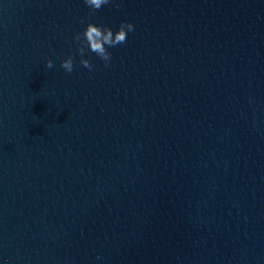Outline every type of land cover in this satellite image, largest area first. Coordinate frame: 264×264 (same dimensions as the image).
I'll list each match as a JSON object with an SVG mask.
<instances>
[{
  "label": "water",
  "instance_id": "1",
  "mask_svg": "<svg viewBox=\"0 0 264 264\" xmlns=\"http://www.w3.org/2000/svg\"><path fill=\"white\" fill-rule=\"evenodd\" d=\"M90 11L83 0H0V264H260L233 0ZM122 22L134 31L108 48V66L89 50L84 68L74 34Z\"/></svg>",
  "mask_w": 264,
  "mask_h": 264
},
{
  "label": "clouds",
  "instance_id": "2",
  "mask_svg": "<svg viewBox=\"0 0 264 264\" xmlns=\"http://www.w3.org/2000/svg\"><path fill=\"white\" fill-rule=\"evenodd\" d=\"M84 4L91 10L90 15L95 14L104 5H107L110 0H83ZM83 23V21H81ZM134 31V26L131 23L122 22L119 30L113 33L110 28L97 26L93 23H88L82 32L74 34L73 41L78 45L77 52L80 55V64L88 69L93 70L94 65L88 60L84 59L87 51H91L98 58L104 61L105 66L111 62L112 56L108 48H114L117 45L124 44L127 40L128 32ZM46 67L51 69L53 62L47 61ZM61 67L66 73H71L74 69V59L68 56L61 62Z\"/></svg>",
  "mask_w": 264,
  "mask_h": 264
}]
</instances>
